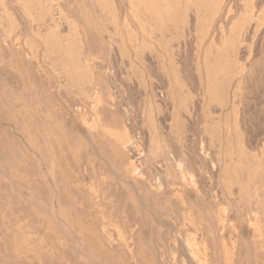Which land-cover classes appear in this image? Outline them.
<instances>
[{
	"label": "bare ground",
	"instance_id": "bare-ground-1",
	"mask_svg": "<svg viewBox=\"0 0 264 264\" xmlns=\"http://www.w3.org/2000/svg\"><path fill=\"white\" fill-rule=\"evenodd\" d=\"M0 78V127L23 153L86 150L103 169L108 152L126 154L119 183L152 219L129 223L127 236L102 212L99 230L128 264H264V0H0ZM195 91L204 116L211 103L220 117L227 109L214 124L205 116L204 136L188 123L201 112ZM140 182L159 202L142 201ZM153 223L167 238L149 261L133 236L147 237ZM101 248L74 262L68 251L59 259L46 251L50 260L35 252L25 264H110ZM16 256L0 264H20Z\"/></svg>",
	"mask_w": 264,
	"mask_h": 264
},
{
	"label": "rangeland",
	"instance_id": "rangeland-1",
	"mask_svg": "<svg viewBox=\"0 0 264 264\" xmlns=\"http://www.w3.org/2000/svg\"><path fill=\"white\" fill-rule=\"evenodd\" d=\"M191 32L194 33V30L192 29ZM192 35L193 34H191V36ZM191 38H193L194 40L193 39L192 40L195 41V44H197L196 40H195V37L192 36ZM192 40L190 39V41H192ZM220 40L221 39H219L218 41H220ZM220 42H218V44H220ZM206 43H208V41H206ZM191 44H192V46H194L196 48L194 43L190 42V44L188 46L191 47V49H193ZM191 49H188L189 50V52H188L189 54H193ZM0 79H2V78H0ZM0 81H1L0 85H2V82L4 80L2 79ZM6 84H7V82H6ZM3 85H4V82H3ZM6 86H8V85H6ZM40 92L42 93L41 95L43 96L44 93L42 91H40ZM198 94H200V95L198 96ZM201 94H202V92L199 93V92L195 91V95H197V96H195V101L196 100L197 101L196 102L194 101V102L197 103L196 107L199 110L201 109L200 110L201 112L198 109H196L197 113L200 112L202 114L203 113L202 112L203 111V108H202L203 105H202V103H200L201 105L198 103V100H199V102L202 100L201 99L202 98ZM215 103H214L215 107L212 106L213 103H211V105L209 104L211 109H210V107L204 108L206 111H208L207 115H205L206 118L208 119V122L212 119L209 122V125H210V123L214 124L215 121L220 120V119L223 121L225 119L224 115L227 112L226 111L227 109L224 108V112L225 113L222 114V117H220L218 114H220V112L222 110H221L219 104H218L219 107H217L216 106L217 103H216V105H215ZM168 104H169L168 108L171 109L172 108L171 106H173V105L170 102ZM211 110L213 112H211ZM171 111H172V109H171ZM200 113H198V114H200ZM198 114L194 117V119L192 121L188 120V123L190 125H191V123H193V126L198 125V126H196L197 130L202 132L201 134L204 133L203 134V136H204V135H206V132H203L204 129H202V126L204 128V124L207 123V119L203 115L204 113L202 114L204 116L203 118H202L201 114L200 115H198ZM209 115H212L213 117L210 116V117H212L210 119V117H208ZM197 116H199V117H197ZM170 117L171 116L169 115V119L168 120H170ZM215 118H217V119H215ZM193 121L197 122V124L195 122H193ZM204 121L206 123L201 124ZM194 123H195V125H194ZM199 125H201V126L199 127ZM2 131H3V127H0V132H1L0 133V146H1V143H4V142H5L4 144H6V145L2 144L3 145L2 148L0 147L1 148L0 153H2V154H0V160H3V162L2 161L0 162L2 164L0 166V168H1L0 169V245H1L0 246V255H2V258L4 256V258L7 259V260H11V259L15 260L14 256H16V255L20 256L21 254H23V253L25 254L26 253L27 257L26 256H23V257L21 256L20 257L21 260L18 259L19 257L16 256L18 263L25 264V262L28 263L29 260H31V261L34 260V258L36 257V254H37V256H38V254H40V255L42 254L43 256H47V258L50 260L51 258L59 259V257H62V255L64 257H66L63 252L68 251L69 253L67 252L68 254L66 253V255L67 256L71 255L68 258H73V259H70V261L74 262V259H75L74 257H76L75 260H77V259H79V260H82V259L83 260H88L90 254H92V255L96 254L94 252V250L100 251V249H102L101 248V245H102V247H104V248L106 247V249L105 250L103 249V251H105V256H106L107 261L111 262L110 264H115V263L123 264L124 262L126 264H128L126 259H124L125 257L121 254V252L117 248L112 250L113 248L110 247L109 245H107V243H105V242H107V238H106L107 234L104 235L105 231L103 232L102 231L103 228L100 226V224L102 223V225H103V223L105 221V220L103 221L101 213L105 212L107 214L103 213L104 215H106V216L103 215V217L104 218L106 217L105 219L109 218L108 221H111V222L112 221H114V222L118 221V222H115V224L119 223L120 224L119 225L120 228H122V229L126 228V230H123V231L126 232L125 233L126 235L128 234L127 236H129V235H131L129 233V231H128L129 227H130V225L133 226L134 223L135 224L138 223L137 219H139V223L138 224H140V220H141V222L144 221V220L146 222H148V221H151V219H152V217H150V214H148L149 212L147 211V209H144V210H146V212H148V213L144 212L143 209L140 210V208L137 207L138 205L136 206L137 202L133 198V193L132 192H131L132 194L130 193L131 189L130 188L127 189V187L124 186V188H123L124 190H122L123 184L119 183V181H121L120 177H121L122 171L121 170L119 171L118 168L119 169L122 168L123 167V165H122L123 162L124 163L126 162V160H125L126 157L123 158L124 156H126V154H124V156L122 155L123 157L120 156V158H119L118 155H113V153H111V152H108L107 155L105 154V157L107 156V162L109 164H112V165H110V167H108V168L106 167L108 170L105 168L107 170V171H105V169H103L104 165L99 161L98 155L97 156H96V154H95V156H94V154L90 155L91 153L90 152L86 153V150L85 151L81 150L80 152L77 153V151H73L71 149H66L65 148L64 151L61 150V151H58L57 153H52L50 155H44V156H43V154L41 155L38 152H36V153L35 152H33V153L32 152H30V153L24 152L23 153L22 151L19 150V147H18L19 144L16 145L19 142L16 141L15 139H13V137L10 134H8V132L5 129H4L3 132ZM5 131H6V134H5ZM74 134H76L75 137H74ZM4 135H5V137L3 139ZM71 135H73V136H71ZM77 137H78V134L71 129L69 134H68V143L70 141H72L71 139L77 138ZM2 141H4V142H2ZM74 142H75V139H74L73 143ZM70 143L72 144V142H70ZM5 147H6L7 151H5L6 150ZM16 149H18L19 151L16 150ZM4 151H5V153H4ZM144 153L147 154V150H145ZM27 154H29V155H27ZM62 154H64L63 155L64 156V160H63ZM146 154L143 155V159L146 158V156H147ZM4 156H6V157L9 156V157H7V159H6V157H4ZM30 156H31V158H30ZM93 156H94V158H93ZM15 158L16 159L18 158L19 161H18V159L16 160ZM38 159L40 160V162H39ZM58 159H60V160H58ZM41 160H42V162H41ZM20 161H21V163H20ZM50 161L51 162L55 161L56 164L51 166L50 165L51 164ZM7 162L10 163V164H8ZM11 162H13V163H11ZM18 162L20 163V165H19ZM118 164H121L122 166L121 165L119 166ZM142 164H144V160H143ZM11 165H13V166H11ZM117 166H118V168H117ZM10 168L13 170L12 172H11ZM93 168L94 169L96 168L95 169V173H94ZM14 169L15 170L17 169V170L14 171ZM98 169H99V171H98ZM93 173L95 174L96 177L94 176ZM113 174H114V176H113ZM108 176H110V177H108ZM116 176L117 177L120 176L118 181H117V177ZM97 177H98V180H97ZM93 178L96 180V182H95V180ZM91 179H93V182H95L98 185L97 188H101L100 190L99 189L98 190L103 192V193H100L98 191V195H97L98 197L97 196L94 197L95 195L91 192V187H90L91 183H92ZM110 179H111V181H109ZM112 179L113 180L115 179V180L113 181ZM98 181H99V183H97ZM117 182H118V184H117ZM88 184H89V186H88ZM36 186H37V188H36ZM117 186H118V188H117ZM120 187H121V189H120ZM139 187L141 188V190H140ZM135 190L139 192V195L143 199L142 201L151 202L152 200L153 201L155 200L154 203L159 202V201H156L157 199L154 197V195L151 193V191H150V196L151 195L152 196L149 197L151 199V201H150L149 198H146V197L149 196V192H148L149 189H148V191H145V190H147L146 184L141 183V182L138 183V187L136 186ZM141 193L144 195V197H142L143 195ZM42 194L44 195V197H43ZM103 195L105 196V198H104ZM130 195L133 198V199L131 198L134 201L133 204H132V201L130 199ZM40 196L43 197V198H40ZM92 196H93V198H92ZM101 197H103V199ZM162 200H164V199L161 198V201ZM128 201L129 202L131 201V203H128ZM127 204L134 205L137 209H135L134 206L130 207ZM124 205H126L127 207H125ZM152 205H153V203H152ZM138 208H139L140 212L137 211ZM44 209H46V210L44 211ZM53 210H54L55 213L53 212ZM102 210H105V211H102ZM134 211L136 212V214H135ZM97 212H99V213H97ZM139 213L141 215H139ZM96 214L99 215V216L97 217ZM138 215L140 216V218H139ZM50 217H51V219H50ZM122 217H124V218H122ZM99 218L102 220V222L99 220ZM133 219H135V220L132 221ZM129 223H130V225H129ZM27 224H29V225H27ZM30 225H31V227H30ZM155 225L156 224H154V223L151 224V225L149 224L148 230H150L149 231L150 234L147 237L144 234H142V233H140L138 231H134V232L136 234H138L139 236H136V234L134 232L132 233V236H133V234H135L133 236L135 239H137L138 241H142L143 242V245H144L143 249L146 248V250H148V253H146L145 252L146 250L144 249L145 250L144 251L142 249L144 251V254L146 253L145 254L146 255L145 258H147L148 260L153 257V255H151V254H153L152 252L154 251V247H153L154 243L156 242L155 243V245H156L157 243H159L157 240L160 241V240H165L167 238L166 237V231L164 229L159 231V229L156 228ZM75 226H76V229H75ZM151 226H153V229L151 228ZM80 228H82V230H80ZM16 229L19 230V231H17ZM30 229H32V230H30ZM99 229H102V230L100 231ZM95 230H97V231H95ZM26 231L28 233H30V232L31 233L28 234ZM89 232L91 234H88ZM101 232H103V233L101 234ZM93 233H94V236H95L94 238L95 239L97 237L100 238L99 239L100 242L98 241V238H97V241L95 240L96 244L100 247V249H98L99 247L94 242L91 241V240H94V238L92 239ZM33 235H34L35 239H33V237H31ZM99 235H100V237H99ZM101 235H103V236H101ZM140 235L143 236V238H141ZM8 236H9V238H8ZM25 236H26V238H25ZM38 236L40 238H38ZM154 236H156V237H154ZM12 237H14V238H12ZM16 237H17V239H16ZM36 237H37L38 241H37ZM69 237H70L71 240L69 239ZM66 238H68L69 241H66V240H68ZM101 238H102V240H101ZM105 238H106V240H105ZM25 239H27V240H25ZM30 239H32V240H30ZM61 239L63 241H61ZM103 239H104V241H103ZM145 239L147 240V243H144ZM11 240H12V242H11ZM26 241H31L30 245H32V243H33L32 241H35V243H33L32 246H36L37 248L36 247H32V246L29 247V242H26ZM57 242L58 243L59 242H63V243L66 242V243L65 244L60 243V245H59ZM69 242L72 245L68 244ZM18 243H20L21 246H20V244L18 245ZM54 243H57L58 247ZM86 243L87 244L89 243V244L87 245ZM51 244H54L55 246L54 247L51 246L52 248H50ZM66 244H67V246H66ZM95 245H96V248L98 247L97 249L95 248ZM27 246H28V248H30L29 252L28 251H26V252L24 251V250H28ZM59 246H60V249H63V247H64L63 251L61 250L62 253H61V251L59 249H58L59 251L57 250V248H59ZM61 246H63V247L61 248ZM40 247H42V248H40ZM55 247H57V248H55ZM108 247H110L112 249H109ZM22 248H23V251H22ZM53 248H54V250H52ZM10 249H12V250H10ZM15 249L16 250L17 249L18 250L21 249V250L19 251L18 254H16L14 252H17L18 250L16 251ZM44 249H46V250H44ZM91 249H93V251ZM5 250H6V252H5ZM142 250L140 249L139 251H142ZM10 251L13 252L15 255L13 253H11ZM46 251L48 252V255L50 254L51 258L47 255ZM108 251H110V253H113L115 256L118 254L117 257H115L114 255L112 256L114 258L112 260H114L115 263L112 260H108L109 258L111 259V257L108 256V255H110V253ZM31 252H32V254H31ZM35 252H36V254H35ZM38 252H40V253H38ZM58 252L60 253V255H59ZM70 252H72V253H70ZM75 252H77V253H75ZM78 253H82V255L78 254ZM86 253H88L89 256ZM8 254H10V255H8ZM12 254H13V256L9 257ZM78 255H81L82 258H81V256L78 257ZM24 257H26V258H24ZM38 257H40V256H38ZM2 258H0V260ZM42 258H43V260L48 261V259H46V257H42ZM118 258H119V260H118ZM120 258H122V259H120ZM40 259H41V257H40ZM121 260H123V261H121ZM118 261H121V263L118 262Z\"/></svg>",
	"mask_w": 264,
	"mask_h": 264
}]
</instances>
